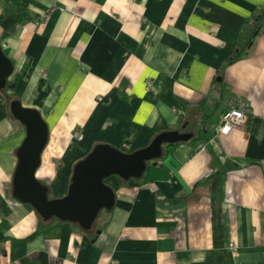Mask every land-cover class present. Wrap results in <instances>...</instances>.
<instances>
[{"label":"crops","instance_id":"crops-1","mask_svg":"<svg viewBox=\"0 0 264 264\" xmlns=\"http://www.w3.org/2000/svg\"><path fill=\"white\" fill-rule=\"evenodd\" d=\"M18 6L20 26L0 25L13 64L0 88V264H264V20L234 56L264 0H0V17ZM10 95L40 111L47 144L65 140L60 151L46 144L36 171L51 197L96 144L131 152L163 131L192 135L145 178L108 177L114 205L90 228L64 221L49 236L12 195L25 132ZM241 103L245 125L219 134L220 115Z\"/></svg>","mask_w":264,"mask_h":264},{"label":"water","instance_id":"water-1","mask_svg":"<svg viewBox=\"0 0 264 264\" xmlns=\"http://www.w3.org/2000/svg\"><path fill=\"white\" fill-rule=\"evenodd\" d=\"M12 73L13 64L0 45V88L5 87ZM9 110L25 132L16 149L17 162L11 181L13 197L30 204L43 220L57 217L86 229L102 209L110 210L114 205V190L105 181L108 177L140 178L146 163L154 165L161 157L163 144L185 141L192 135L163 131L146 147L131 152L105 143L96 144L74 163L66 194L49 198L48 186L36 177L48 140V125L39 110L23 106L18 99L10 100Z\"/></svg>","mask_w":264,"mask_h":264},{"label":"trees","instance_id":"trees-1","mask_svg":"<svg viewBox=\"0 0 264 264\" xmlns=\"http://www.w3.org/2000/svg\"><path fill=\"white\" fill-rule=\"evenodd\" d=\"M258 10H257V12H258ZM257 12L252 13L251 16L248 17L244 21V23H243V25H242L239 33H238V36H237L236 42H235V45H236L235 47L237 49H236L234 56H236V57H238L241 53L245 52L249 48L248 45L250 44L252 38L260 30V28L262 26V22L264 20V12H262L260 15ZM26 13L27 12L23 7L18 6L16 11H15L14 17H12V16L4 17V18L0 17L1 27L4 29V31H12L15 28L16 24L20 23L24 19V16L26 15ZM12 81L13 82L8 83V86L9 85L12 86L15 83L14 80H12ZM177 144H179V142L163 144L162 150L167 151V149L174 148ZM148 163L149 162L146 163V169L144 170V172L140 178H132L130 180L138 181V180H141L143 177L145 178V176H146L145 172L149 166ZM50 198H51V196H50ZM103 211H105V210L100 211L98 213V215H100ZM40 221L43 222V223L41 222V224H40L41 231L44 232L46 235H49V236H58V234L61 230L62 224L65 223L64 221L58 219L57 217H52L49 220L40 219ZM70 224L72 226L82 228L79 225H77L76 223H70ZM4 238H5L4 235L0 232V242H2L4 240Z\"/></svg>","mask_w":264,"mask_h":264},{"label":"built area","instance_id":"built-area-1","mask_svg":"<svg viewBox=\"0 0 264 264\" xmlns=\"http://www.w3.org/2000/svg\"><path fill=\"white\" fill-rule=\"evenodd\" d=\"M246 105L247 104L245 103H241L239 107L228 106L227 111L221 114L217 121V131L219 134L226 135L233 128H240L245 125L248 117V109ZM81 138L82 137L80 136L79 139ZM228 246L232 248V243H229ZM109 264H115V261L112 259Z\"/></svg>","mask_w":264,"mask_h":264},{"label":"rangeland","instance_id":"rangeland-1","mask_svg":"<svg viewBox=\"0 0 264 264\" xmlns=\"http://www.w3.org/2000/svg\"><path fill=\"white\" fill-rule=\"evenodd\" d=\"M41 20V19H40ZM39 22V21H38ZM37 23V22H36ZM19 24V23H18ZM17 24V25H18ZM17 25L15 26V27H17ZM20 25H18V27H19ZM12 31H14V30H12ZM0 45L2 46V48H4L5 46H6V43H5V41H4V39H1V37H0ZM13 80H14V82H16L15 81V79L14 78H12ZM11 82H13V81H11ZM14 86H15V83L13 84ZM6 93V91L5 90H0V94H5ZM6 96H8V95H6ZM6 99H8V98H6ZM10 99H17V98H15V95H13V96H11L10 95ZM8 105V104H7ZM8 107V112H9V114L12 116V114H11V112H10V110H9V106H7ZM36 109V108H35ZM38 110V109H37ZM12 118L15 120V121H17L13 116H12ZM18 122V121H17ZM19 123V122H18ZM20 124V123H19ZM78 133H80L79 131H76V132H74V138H77V139H79L80 138V136H82V134L80 133V134H78ZM76 134H78V135H76ZM44 151H46L45 149H44ZM127 152V151H126ZM130 179H132V178H130ZM129 179V180H130ZM39 180V179H38ZM40 182H42V181H40ZM70 183V182H69ZM48 188H50L49 186H48ZM49 193H50V190H49ZM50 194H48V197L50 198V196H49ZM63 196V195H62ZM61 196V197H62ZM51 198H53V197H51ZM102 210H105V209H102ZM101 210V211H102ZM98 216V215H97Z\"/></svg>","mask_w":264,"mask_h":264},{"label":"bare ground","instance_id":"bare-ground-1","mask_svg":"<svg viewBox=\"0 0 264 264\" xmlns=\"http://www.w3.org/2000/svg\"><path fill=\"white\" fill-rule=\"evenodd\" d=\"M61 138L58 139V145L56 143V134H53L51 138L49 139V142L47 144V150H53V151H60V148L65 144V140H60ZM61 146V147H60ZM45 147V148H46ZM57 147V150H56ZM50 168L49 167H41L42 171H48ZM78 225V224H77ZM83 228V227H82ZM84 229V228H83ZM86 229V228H85ZM88 229V228H87Z\"/></svg>","mask_w":264,"mask_h":264}]
</instances>
